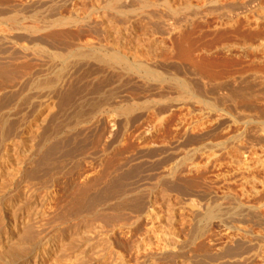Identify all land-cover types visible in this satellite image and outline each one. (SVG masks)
<instances>
[{
	"label": "rangeland",
	"instance_id": "1",
	"mask_svg": "<svg viewBox=\"0 0 264 264\" xmlns=\"http://www.w3.org/2000/svg\"><path fill=\"white\" fill-rule=\"evenodd\" d=\"M2 1L0 28L40 31L38 41L22 42L28 50L0 42V66L3 49L13 63H30L8 68L7 76L0 72V95L13 96L0 100V264H77L51 245L36 256L51 242L74 243L94 225L113 244L95 239L81 264H264V243L230 227L244 218L243 228L264 235L252 219L264 216V0H217L214 12L206 0ZM53 23L61 33L46 41L52 30L41 28ZM186 31L191 40L179 42ZM190 47L193 61L186 58ZM113 52L126 62L108 61ZM139 63L162 78L128 70ZM105 79L100 89L91 87ZM73 84L87 87L61 105L60 92ZM125 108L132 119L127 126ZM114 133L128 139L117 145L118 154L134 159L123 170H136L124 192L76 213L62 201L96 172L81 153H106ZM65 138L86 140L68 160L75 181L31 175L46 147ZM53 178L60 199L43 202L45 217L28 218L42 204L28 195L42 199ZM152 202L163 214L175 213V224L161 225L175 230L177 248L149 238L145 214ZM248 210L256 215L248 217ZM21 211L28 223L20 222ZM14 219L17 226L6 233Z\"/></svg>",
	"mask_w": 264,
	"mask_h": 264
},
{
	"label": "bare ground",
	"instance_id": "2",
	"mask_svg": "<svg viewBox=\"0 0 264 264\" xmlns=\"http://www.w3.org/2000/svg\"><path fill=\"white\" fill-rule=\"evenodd\" d=\"M209 4V6H211L212 8V11L214 12V10H218L219 7L217 5V0H206ZM3 3L5 2L2 1ZM1 2V3H2ZM2 3V4H3ZM219 4V3H218ZM225 8V7H224ZM210 10V9H209ZM227 10V9H226ZM102 15H100L101 17ZM99 17V18H100ZM72 20V19H71ZM96 21V20H94ZM91 22V21H90ZM96 23V22H95ZM55 23L53 24H50L48 26H44V28H41L42 30L41 31H49V30H52L54 27H55ZM91 25V24H90ZM93 25V24H92ZM96 25V24H95ZM99 26V25H97ZM93 27V26H92ZM100 28V26L98 27ZM102 29V28H101ZM100 29V31H101ZM60 30H63V29H60ZM89 30H90V27H89ZM93 30V29H91ZM98 30V29H97ZM103 30L104 27H103ZM40 31V29H38V27L32 25V26H26V27H16V28H12V27H4L3 28L1 27L0 28V42H3V45H5L6 43H9L11 44V47L13 45H17L19 46L18 48H20V51H24V50H28L30 47L28 45H25L24 42L25 40L28 41V43H33L34 41H38L39 39L37 38V34L34 35L35 33H38ZM106 31V30H105ZM96 32V31H95ZM107 32V31H106ZM59 33H61L60 31H56V30H52L50 32H48L46 34V41L47 39H52L54 38V36L56 35H59ZM92 33V32H91ZM101 33V32H100ZM102 33H104L102 31ZM95 34V33H94ZM99 34V33H98ZM191 33L189 31H186L184 33L181 34L180 38H179V42H182L184 39H188V37H191L190 35ZM101 36V35H100ZM190 39V38H189ZM188 39V40H189ZM187 40V41H188ZM191 40V39H190ZM50 41V40H49ZM43 42V41H42ZM184 42V41H183ZM190 42V41H189ZM37 44V43H36ZM192 45V44H190ZM14 48V47H13ZM12 49V48H11ZM16 49V48H15ZM191 49H193V47H190V49L188 51H190L189 55L187 53L186 55V58L188 56V59L189 61H193V58L190 54H192L191 52ZM6 49H3V66H0V72L2 74V76H7L6 75H3L5 74V71L11 67L13 68H17L19 69L20 67H28L30 65V63L28 62H23V64H15L12 62V56L10 53L13 54V51L12 52H8V54L11 56L9 57L8 55H6L7 53H5ZM8 50V49H7ZM6 50V51H7ZM10 50V49H9ZM18 51V50H17ZM15 52V50H14ZM19 52V51H18ZM23 53V52H22ZM25 56V55H24ZM109 58H108V61H111V62H114V63H117L118 61H124L123 57H119L116 55V53L113 52V54H108ZM10 58L7 60V58ZM26 57V56H25ZM23 58V57H22ZM14 60V59H13ZM15 61V60H14ZM107 61V62H108ZM21 62V61H20ZM126 62V61H124ZM2 63V61H0V64ZM17 63V62H16ZM22 63V62H21ZM140 64V63H139ZM133 65V67H129L128 70L130 71H133V72H137V73H140V72H143L144 73V76H146L147 78H156V79H159V78H162L159 74L156 75L155 74V71L150 67V66H147V65H144V64H140L139 66H136L135 64H131ZM198 66L199 68L202 67L200 66V63H198ZM110 67V66H109ZM202 69V68H201ZM8 71V70H7ZM111 79V78H110ZM106 80V79H105ZM109 80V79H108ZM155 80V79H154ZM107 80L106 81H101V82H98L97 85L95 86H92L91 87H95L94 89H100L101 87H103L105 84H106ZM89 86V84H88ZM87 87L86 86H79V85H71L69 86V88L65 91H61L60 92V95H61V99H60V104L61 105H67L69 103H73V99L76 95H80L83 93L84 89ZM82 92V93H81ZM195 92V91H194ZM73 93V94H72ZM12 95V94H11ZM74 95V96H73ZM198 95V93L196 94ZM13 96H10V97H7V95H0V100L2 101L3 100V103L7 100H9L10 98H12ZM80 97V96H79ZM82 98V96H81ZM32 100V99H31ZM70 105V104H69ZM32 106V105H31ZM30 106V107H31ZM101 107V105H100ZM99 107V108H100ZM98 108V109H99ZM103 109V107H102ZM132 109V108H131ZM101 110V108H100ZM130 108H125V109H122L121 111V115H123L124 117V120L126 121V124L125 126H127V124H129V122L132 120L130 118ZM34 112V111H33ZM36 112V111H35ZM132 112V111H131ZM84 122L87 121V119H83ZM99 123V122H98ZM102 124V123H101ZM114 125H115V122H114ZM98 126V125H97ZM127 128V127H126ZM129 128V127H128ZM99 129V128H98ZM127 130V129H126ZM128 131V130H127ZM4 133V132H3ZM125 133V132H123ZM127 134V133H126ZM116 134L114 133L113 135L111 134L110 136V139H107V141H105V145H106V148L108 151H106V153L104 152V154L102 155H99V156H95L93 155L92 153L90 154H84V153H81L82 155V158H89L87 163H89V166H93L96 168V172L95 173H91L89 174L87 177H86V180H85V183L84 184H76L74 189H73V192H71V194H69V196L62 202H71L69 207H71L73 210H75V212L77 213L78 211V208L79 207H91V205L95 202H107V201H110L112 200L116 194H118V192H124V190L126 189V187L128 186V180L130 179V177L132 176V173L133 171L136 170V168H131V170H123V166H126L130 163L133 162V160L131 159L132 157L130 158H125V157H121V155L118 154V150H117V145L119 144H123L124 146V143H126V141L128 139H125V134H123L120 138L118 136H115ZM127 136V135H126ZM85 137V136H84ZM233 138V137H232ZM86 142V140L83 139H80V140H75V142L73 144H71L70 142V138H65L63 140H60V141H57V142H53L52 145H49L47 146L46 149L42 154V156L39 157V159L35 162L36 165L34 168H32L30 174L31 175H34V176H37L39 177L40 175H43L45 178L47 177H50V176H53V174H56L58 173L59 174V177L60 179L63 177V178H69V182L68 184H70L71 182H74L75 179H73V173H74V170H72L71 168H68V160L71 159V157H73V154H75V152L77 151V149H81V147L83 146V144ZM128 142V141H127ZM127 144V143H126ZM125 144V145H126ZM74 145V146H73ZM121 152V151H120ZM59 153V155H58ZM121 154V153H120ZM80 155V156H81ZM87 160V159H86ZM72 162V161H71ZM96 163H98L97 165H95ZM80 165V164H79ZM82 165V164H81ZM62 177H61V176ZM69 176V177H68ZM72 176V177H71ZM54 177V176H53ZM161 177V176H160ZM40 178V177H39ZM163 178V177H162ZM162 178H158L157 179V185H160V184H163V179ZM54 182L53 184H50L48 186H43L46 188V191L44 192L45 194H43V198L40 199L42 196H40L39 200L38 199V196L35 192H33L30 195H28L30 198L32 197V201L35 200V202H42V204H38V205H35L37 209H34V208H31V212L29 213V217L30 219H35L37 220L38 218H40L41 216H46L45 212L41 211V209L43 210V202H57L60 197H57L56 193L54 192V189H52L53 186H55V184H57V182H59V178L56 180L55 178L52 179ZM68 181V180H67ZM44 182V180H43ZM88 182H91L88 184ZM39 183V181H38ZM45 183V182H44ZM43 184V183H42ZM34 187V186H33ZM36 187V186H35ZM41 187V186H39ZM57 187V186H56ZM97 187V188H96ZM36 190V189H35ZM40 193H41V189H39ZM31 192V191H30ZM29 194V193H28ZM129 202V201H128ZM156 203V202H155ZM155 203H151L149 206H147L148 208L146 209V220H148L150 223H151V229H153V235L149 238H155V240H158L159 242H162L164 246H166L168 248L169 247H173V248H177V244L176 242L172 241L171 238H173V230L170 231V229H168V225L166 226V224H168L170 221V223H174L173 219L175 217H173V219L171 220V217L173 214L175 213H172L169 212L168 214H163V212H161L163 210L160 211L158 209V207H156ZM158 203V202H157ZM260 203V202H259ZM258 203V204H259ZM155 204V205H154ZM260 204H264L263 203H260ZM160 205V204H159ZM158 205V206H159ZM256 205V204H255ZM45 207V206H44ZM76 207V209H75ZM246 207V206H245ZM249 207V206H248ZM259 207V206H258ZM257 207V208H258ZM21 208V207H20ZM68 208V207H67ZM26 209V208H25ZM249 209H256V207H251ZM260 209V208H259ZM258 209V210H259ZM264 209V208H263ZM30 210V208H27V211ZM251 210L249 211V215L248 217L250 216L251 217V214L254 213V215H256L255 212H252L251 213ZM15 211V210H14ZM19 211V209H18ZM174 211V210H173ZM255 211V210H254ZM257 211V210H256ZM261 211V210H260ZM13 212V211H12ZM72 212V211H71ZM13 213H16V212H13ZM74 213V211H73ZM21 214V220L20 222L21 223H28V218L25 220V215L26 213L24 214V211L20 212ZM76 215V214H75ZM253 215V214H252ZM244 217V216H243ZM241 217V218H243ZM256 218V219H255ZM244 219V218H243ZM241 220V222L239 221V223L237 224L238 226H233L231 225V229L234 228V229H237V230H241L243 231V235H244V239L245 240H249V241H256V242H259L261 244L264 243V235H261V234H253V233H249L250 231L247 230L245 227L243 228V226H246L245 223L246 221H249L246 219V221L244 222V220ZM252 219H255L254 221L257 223V225L259 226H264V216H258L256 215V217L254 216ZM240 220V219H239ZM139 222V221H138ZM147 222V221H145ZM163 222H165V228H164V225H161L163 224ZM17 223L18 221L16 219H14L12 221L11 224L13 225H9L8 227H6L4 229V231L6 233H8L9 229H13L17 226ZM169 223V224H170ZM176 223V222H175ZM174 223V224H175ZM241 223V224H240ZM245 223V224H244ZM98 224V223H97ZM141 224V223H140ZM244 224V225H243ZM25 225V224H24ZM148 225V224H147ZM230 225V224H229ZM93 226V225H92ZM149 226V225H148ZM171 226V225H170ZM239 226H242V227H239ZM160 227V229H158ZM162 227V228H161ZM230 227H228L230 229ZM251 227V226H250ZM88 228V227H87ZM104 228L98 225H94L93 227H89V229H84L82 232L81 235L77 234L76 238L77 241L75 240L74 243L73 240H71V243L68 241L66 244H62L60 246H56L55 245V242H51L52 244H49V246H45L43 247L42 249H40L39 251V255L36 256V259L38 257H40L41 255H44L46 254V252H48L50 249V245L51 247H54L55 248H52V249H55L56 251L59 250L60 252H64V254L66 255L67 253H69L70 255L68 256V259L72 260L73 262L75 263H80L81 264V260L83 259V257H80V256H83L85 252H88V250H91L92 246L95 244L96 241H94L95 239L96 240H100L102 241L104 247L106 248H110L112 246V239H111V234L110 233H106L104 232L103 230ZM252 229V228H251ZM106 231V230H105ZM175 231V230H174ZM227 231V230H226ZM229 231V230H228ZM178 232V231H177ZM238 232V231H237ZM236 232V236H237V233ZM260 232V231H259ZM80 233V232H79ZM226 233V232H225ZM229 233V232H228ZM234 233V232H233ZM241 233V232H240ZM239 233V234H240ZM232 236V235H231ZM235 236V235H234ZM169 237H170V240H169ZM240 237V236H238ZM230 238V237H229ZM242 238V237H241ZM240 239V238H238ZM143 240V239H142ZM243 240V239H241ZM157 241V242H158ZM82 242V243H81ZM69 243V244H68ZM79 243H81L79 245ZM101 243V242H100ZM101 243V244H102ZM139 243V242H138ZM142 243V242H141ZM155 243V242H154ZM234 243V242H233ZM140 244V243H139ZM157 244V243H156ZM160 244V243H159ZM254 244V243H253ZM58 245V244H57ZM79 245V246H78ZM101 245V246H103ZM161 245V244H160ZM204 245V244H203ZM255 245V244H254ZM77 247L76 248H73V247ZM100 246V247H101ZM163 246V247H164ZM262 246V245H261ZM260 246V247H261ZM103 247L102 250H105ZM140 247V246H139ZM259 247V248H260ZM113 248V247H112ZM262 248V247H261ZM78 249H81L78 251ZM137 249L138 246H137ZM171 249V248H170ZM74 250V251H72ZM141 250V248H140ZM139 250V251H140ZM143 250V249H142ZM176 250V249H174ZM257 250V249H256ZM72 251V252H71ZM212 251V250H211ZM262 251V250H260ZM59 252V253H60ZM207 252V251H206ZM107 253V252H106ZM209 253V252H208ZM207 253V254H208ZM213 253V251H212ZM217 253V252H215ZM83 254V255H82ZM262 254V253H261ZM68 255V254H67ZM211 256V255H210ZM215 255H212L211 259L210 257L207 258L208 260L212 261V259H215V257H213ZM217 256V254H216ZM67 257V256H66ZM219 258V257H218ZM263 258V257H262ZM41 259V258H40ZM263 260V259H262ZM83 261V260H82ZM122 261V260H121ZM214 262H217L216 260ZM214 262H210V264H216ZM37 261H35L34 264H36ZM41 263V262H40ZM40 263H37V264H40ZM112 263V262H111ZM115 263V262H114ZM124 264V263H123ZM157 264V263H156Z\"/></svg>",
	"mask_w": 264,
	"mask_h": 264
}]
</instances>
